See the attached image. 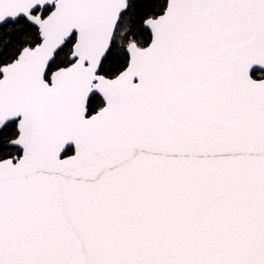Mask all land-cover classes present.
I'll return each mask as SVG.
<instances>
[{"label": "snow or ice", "instance_id": "obj_1", "mask_svg": "<svg viewBox=\"0 0 264 264\" xmlns=\"http://www.w3.org/2000/svg\"><path fill=\"white\" fill-rule=\"evenodd\" d=\"M0 264H264V0H0Z\"/></svg>", "mask_w": 264, "mask_h": 264}]
</instances>
